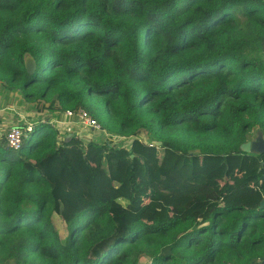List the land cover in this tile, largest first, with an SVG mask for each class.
<instances>
[{"label":"trees","instance_id":"obj_1","mask_svg":"<svg viewBox=\"0 0 264 264\" xmlns=\"http://www.w3.org/2000/svg\"><path fill=\"white\" fill-rule=\"evenodd\" d=\"M0 94L109 135L0 130V264H264V0H0Z\"/></svg>","mask_w":264,"mask_h":264},{"label":"rangeland","instance_id":"obj_2","mask_svg":"<svg viewBox=\"0 0 264 264\" xmlns=\"http://www.w3.org/2000/svg\"><path fill=\"white\" fill-rule=\"evenodd\" d=\"M31 107L34 108V104L20 102L19 95L17 94L8 96L0 94V130L2 131V134L6 135L10 128L16 126L18 127L20 123L31 122L37 119H39V121L41 122H50L53 124L55 123L53 120L55 116L52 115V113L47 112L48 109L46 104L38 105L39 110L31 109ZM64 114L65 112H63L57 119L64 121ZM81 136H83V134H81ZM84 136L86 137L84 139L87 140V138H89L87 136L91 137V134L89 132H86ZM143 136L144 134H140V138H143ZM62 140L63 139H61L60 142ZM1 200L2 195L0 193V201ZM54 222L58 233L61 235V237H64L66 235V230L61 218L55 217Z\"/></svg>","mask_w":264,"mask_h":264},{"label":"built area","instance_id":"obj_3","mask_svg":"<svg viewBox=\"0 0 264 264\" xmlns=\"http://www.w3.org/2000/svg\"><path fill=\"white\" fill-rule=\"evenodd\" d=\"M65 119L63 122L69 124L72 127V130L76 128L74 131L75 134L79 139L83 142L88 141H97L98 138L106 139L109 135L101 129L100 125L93 119L85 110L78 109L74 111H65ZM33 124L26 123V126L21 129L20 127H12L6 134V143L9 148L14 151H17L22 146L23 138L26 134L32 132ZM86 132L91 134L87 136V140L84 136ZM83 134V136H81ZM89 139V140H88ZM118 138L115 139L117 141ZM98 142V141H97Z\"/></svg>","mask_w":264,"mask_h":264},{"label":"water","instance_id":"obj_4","mask_svg":"<svg viewBox=\"0 0 264 264\" xmlns=\"http://www.w3.org/2000/svg\"><path fill=\"white\" fill-rule=\"evenodd\" d=\"M25 70L29 75H32L36 70L35 61L31 57H26L24 61ZM72 134L67 135L64 141H69ZM153 145L159 146V142L151 141ZM240 153L261 156L264 155V134L260 130H256L254 137L241 144L238 148ZM260 207H264V199L260 203Z\"/></svg>","mask_w":264,"mask_h":264},{"label":"crops","instance_id":"obj_5","mask_svg":"<svg viewBox=\"0 0 264 264\" xmlns=\"http://www.w3.org/2000/svg\"><path fill=\"white\" fill-rule=\"evenodd\" d=\"M57 113H52V115H56ZM60 117V116H59ZM59 117H55L53 120H54V122L56 123H52L53 124V126L56 128V130L58 131V142H60V140L61 139H63V140H65V138L67 137V135H69V134H75V130H76V128L74 129V130H72V127L69 125V124H67V123H65V122H63V120H58L57 118H59Z\"/></svg>","mask_w":264,"mask_h":264},{"label":"clouds","instance_id":"obj_6","mask_svg":"<svg viewBox=\"0 0 264 264\" xmlns=\"http://www.w3.org/2000/svg\"><path fill=\"white\" fill-rule=\"evenodd\" d=\"M73 135H74V134H73ZM73 135H72V136H73Z\"/></svg>","mask_w":264,"mask_h":264}]
</instances>
